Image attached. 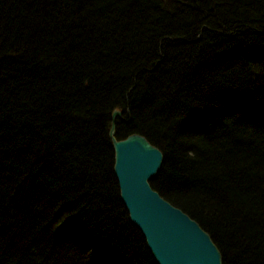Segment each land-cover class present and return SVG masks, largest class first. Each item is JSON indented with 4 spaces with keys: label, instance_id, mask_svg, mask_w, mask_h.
Listing matches in <instances>:
<instances>
[{
    "label": "trees",
    "instance_id": "obj_1",
    "mask_svg": "<svg viewBox=\"0 0 264 264\" xmlns=\"http://www.w3.org/2000/svg\"><path fill=\"white\" fill-rule=\"evenodd\" d=\"M224 264H264V0H0V264H158L110 137Z\"/></svg>",
    "mask_w": 264,
    "mask_h": 264
},
{
    "label": "water",
    "instance_id": "obj_2",
    "mask_svg": "<svg viewBox=\"0 0 264 264\" xmlns=\"http://www.w3.org/2000/svg\"><path fill=\"white\" fill-rule=\"evenodd\" d=\"M112 114L110 137L115 152L114 174L130 220L144 236L158 264H224L211 235L181 208L166 200L151 181L164 162L163 152L145 136L116 137Z\"/></svg>",
    "mask_w": 264,
    "mask_h": 264
}]
</instances>
